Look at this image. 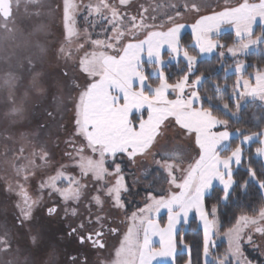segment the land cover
Here are the masks:
<instances>
[{"label": "snow or ice", "instance_id": "obj_1", "mask_svg": "<svg viewBox=\"0 0 264 264\" xmlns=\"http://www.w3.org/2000/svg\"><path fill=\"white\" fill-rule=\"evenodd\" d=\"M21 4L24 5L25 15L23 20L17 21L16 12ZM131 4L132 0H89L87 4L63 0V39H53L44 44L39 40L33 42L32 37L50 34V25L31 23L33 16L43 14L44 0H0V40L14 44L19 42L24 47L36 49L34 58L27 57L31 76L24 95L27 98L30 92H34L45 115L39 125V133L33 137L39 142V148L33 144L31 152L25 155L24 144L19 149L5 146L2 154L4 159L0 164L5 169H11L16 177L15 182L4 177L5 192L15 193L18 197L15 206L19 215L11 227L7 222L0 223V264H56L54 248L43 262L37 258L45 244L42 231L34 226V221L37 219L36 212L44 207L42 193L45 191L49 197L53 194L59 196L64 206V218L69 215L80 217L83 206L88 213L87 225L96 226L86 231L83 220L76 227L69 225L67 238L78 240L80 245L89 244L98 251L104 250L107 235H121L113 212L123 210L126 214L127 205L139 194L135 188L137 180H133L132 187L126 183L122 166L125 158L127 164L135 166L138 157L149 153L153 156L157 175L149 179L152 169L142 172L143 179L147 181L144 206L127 216V231L123 232L113 258L101 260L100 264H152L157 256L170 257L175 264L178 235L179 244L183 245L181 251H188L184 264H193L192 245L185 243L177 227L181 223H189L192 210L203 225L204 264H231L232 259H235V264H253L243 255L242 243L259 248L254 241V233L264 237V204L258 210L253 209L252 215L237 216L235 224L224 233L228 238V248L211 261L208 258L214 247L212 237L220 226L218 204H227L237 183L233 179L232 165L234 163L238 168L243 164L242 146L250 144L254 138L264 137V129L244 135V130L237 128L236 135L242 136V140L228 155H222L229 150L233 133L228 130L229 120L214 115L213 108L222 105L225 114L237 123L245 119L241 113L249 98L258 99L264 105V73H257L253 85L240 75L247 66L238 61L235 65L237 81L225 100L221 93L227 90V84L211 80V74H196L198 57L182 47L181 30L185 25L178 21L186 13L195 14L191 30L200 53L227 47L234 57L239 53L247 55L250 46L264 44V31L256 34L253 29L257 18L264 25V0H242L236 6L213 9L209 14H201L202 8L209 6L205 0H162L151 9L140 4L136 13L127 10ZM30 6L36 11L30 12ZM85 10L88 13L84 17L86 22L92 20L93 28L97 23L102 25L97 35H102L103 39H93L88 28L83 31L78 28L77 16ZM94 17H98L99 21ZM222 23L234 26L237 43L226 46L209 38V33L218 31ZM141 35L143 39L139 38ZM164 45L171 59L178 58L182 53L187 62L186 69H179L183 75L174 83L168 82L164 70L166 61L161 56ZM145 51L147 64L151 65L149 74L159 81L155 86L146 83L149 78L146 72L149 70L142 59ZM52 59H55L58 69L54 76L35 70L36 64L42 67ZM20 79L12 70L6 71L2 77L3 86L9 89V100L13 104L10 114L18 116L24 112L23 106H16L14 100V91ZM205 82L208 88L201 94L200 89ZM169 90L175 93V99L168 98ZM204 102L208 107L203 106ZM230 102L235 110L230 107ZM144 110L147 111L146 118ZM136 114H139L138 119H134ZM252 118L264 122V117ZM216 126H223L224 130L214 131ZM41 134L47 139L40 140ZM21 135L24 137V134ZM192 135L198 158L184 167L186 149L179 141L185 137L190 139ZM5 139L11 140L12 137ZM259 143L262 147L256 149L257 156H264V139H260ZM61 144L64 145L63 157L70 163L59 164L54 174L40 180L37 191L41 195L33 196L27 182L35 175L36 169L52 166L51 148H59ZM9 152H12L11 158ZM37 159L40 164L36 163ZM261 167L264 168V164ZM69 168L79 171L73 174L68 171ZM246 171L251 180L258 181L259 189L264 190V179H258L257 171L251 166V158ZM159 179L166 180L167 191L152 189ZM214 180L219 181L223 195L209 212L205 198L212 195ZM247 184L248 181H245L241 185L245 193ZM93 205L95 212L92 211ZM161 208L168 211L164 227H160L154 218ZM59 212L60 208L55 203L45 209L47 217L59 215ZM110 224L117 226L111 227ZM25 234L33 251L21 259L19 242ZM152 236H159V248L152 246ZM68 264H89V260L87 255L83 259L71 256Z\"/></svg>", "mask_w": 264, "mask_h": 264}, {"label": "rangeland", "instance_id": "obj_2", "mask_svg": "<svg viewBox=\"0 0 264 264\" xmlns=\"http://www.w3.org/2000/svg\"><path fill=\"white\" fill-rule=\"evenodd\" d=\"M219 3H228L231 0H205V2L212 3L211 7H215V2ZM77 3L87 4L89 0H76ZM118 2V0H117ZM162 0H132L131 7L127 9L132 13H136L139 10V5L144 4L145 7H149L150 9L154 7L156 4L161 3ZM200 2V0H197ZM45 7L41 9L42 15L40 17H32L31 23H45L50 25L51 33L47 36L44 34H38L32 37L33 42L39 40L41 43L47 44L53 39L62 40L63 39V26H62V10H63V0H44ZM204 9V8H202ZM30 12L36 11L34 7H29L28 9ZM124 9H122L123 11ZM202 13V10H201ZM157 14V13H152ZM25 15L24 5L21 4V7L18 12H16V19L17 21L23 20ZM87 11H82L81 14L77 16V26L78 28L83 31V29L88 28L89 32L92 34V38H101L104 37L102 35L98 36L97 33H100L102 25L97 23L95 28L92 27V20L85 21L84 17L87 16ZM161 18H163L161 16ZM195 14L193 13H186L184 18L179 20L178 22L184 24L185 27L181 30V43L185 40L187 41L188 37L190 39V44H192L197 53L200 57L209 56L212 52L215 51L216 48L212 50V52H205L200 53L199 48L195 44V40L192 35L191 25L195 22ZM94 20L97 22L99 21L98 17H94ZM159 22V21H157ZM11 26V25H10ZM213 37L212 40L217 41ZM143 39L141 35L139 37ZM185 39V40H184ZM80 42H83L82 40ZM182 44V47H184ZM59 46L58 43L56 45ZM36 55V49L34 47H24L21 43L17 42L14 44L11 41L4 42L0 40V161H3V152L5 146L13 149H19L21 144L26 146L25 155H28L32 150V145L35 144L37 148H39V142L34 140L33 137L35 134L39 133V125L44 121L45 115L40 107L41 101L38 100L36 94L34 92H30L27 98H25V91L27 89L29 80H30V72L28 71L27 65V57L32 56L33 58ZM161 56L166 61L164 67H168L171 63L177 62V60H182L184 63H187L183 58V54L176 58L171 59L169 57V52L167 46L164 45L161 48ZM142 59L145 62V68L149 71L146 72V75H149V78L146 83L152 84L155 86L159 83L158 79L151 76L150 69L151 65L147 64V52L145 51L142 54ZM18 65H22V67H18ZM12 70L18 76L21 77L20 81L18 82V86L14 91V100L16 106H23L24 112L22 116L12 115L10 114V110L13 107L11 100H9V89L3 86L2 77L6 71ZM36 71H45L51 75H55L58 71L56 66L55 59H52L51 62H45L41 67L40 64H36L35 67ZM165 70V69H164ZM194 79V78H193ZM137 87L139 85L137 84ZM169 99H175V93L169 90L168 92ZM49 100L51 97L48 98ZM144 118L147 117V111H143ZM139 114L134 116V119H138ZM224 128L221 126H216L214 131H223ZM228 130L233 133V136L236 134L235 130L228 128ZM261 130L257 131L260 132ZM21 134H24L22 137ZM249 135V134H248ZM11 136V140H6L5 137ZM232 136V137H233ZM262 137L254 138V140L261 139ZM47 139L42 134L40 135V140ZM195 137L194 135L191 138L185 137L183 140L179 141L185 146V160L183 162L184 167H187L189 163L194 162L195 159L198 158V149L194 143ZM242 138L240 139V141ZM163 143V141L161 142ZM171 146V141L169 142V147ZM64 149V145L61 144L59 148L52 147L51 152L52 155V166L49 168H38L36 169L35 175L27 182V187L29 188L30 193L33 196L41 195L37 191L39 181L46 178L49 175L54 174L55 169L59 167L61 163H70L66 158L63 157L62 150ZM9 158L12 156V152L8 153ZM159 157H157L158 159ZM24 161H20L23 163ZM119 162V161H117ZM37 164L41 162L39 159L36 161ZM124 167V172L126 176V183L132 187L133 180H137L138 183L135 185V188L138 189V195L131 199V203L127 205L126 214L123 210L113 212V217L116 219L117 223L120 226L121 235L120 236H112L107 235L105 237L107 247L104 250H96L92 249L91 245H80L78 240L67 238L66 234L69 231V225L72 227H76L81 221H85L86 231L90 230L91 228L96 227L95 225L88 226L87 225V216L88 213L83 209L81 206V212L83 213L80 217H72L69 215L67 218H64V211H63V204L60 201L58 195L53 194L49 197L48 192L45 191L42 193L44 197V207L39 209L36 212V221H34V226L36 228L41 229L42 237L45 244L40 252L37 254V258L43 262L47 259V253L51 251L53 248L56 252V264H68V258L71 256H79L80 259H83L85 255L89 260V264H100L101 260L104 259H112L114 256V250L116 247L119 246V240L122 237L123 232L127 231L128 221L127 216H130L133 211H136L138 208L144 206V197L147 195L145 188L147 186V181L143 179L142 172L146 169H152L151 175L149 179H152L157 175V171L155 169L153 156L149 153L148 155L141 156L137 158V164L135 166L127 164V160L125 158V163L122 165ZM68 171L72 172L73 174L78 173V169L69 168ZM4 177H8L13 182H15V175L11 169H5L2 164H0V223H5L11 227L16 223V217L19 215V210L16 208L15 204L18 199L15 193H6L5 186L6 181ZM61 186H66V184H62ZM217 186V185H214ZM160 188L165 189L167 191L168 184L166 180L159 179L153 185V190H159ZM174 191L176 189H173ZM153 194H156L153 191ZM55 203L59 208L60 212L59 215H55L52 217H47L45 213V209L47 207H51ZM71 206V205H70ZM92 211L95 212L96 208L93 205ZM165 213V218L168 213L166 208H161L158 213H155L154 218L159 223V217L161 214ZM192 213L191 215H194ZM190 215V216H191ZM196 219V218H195ZM123 222V223H121ZM165 222V219H164ZM160 224V223H159ZM161 226L164 225L160 224ZM111 227H116V224H110ZM183 226V225H182ZM180 229V228H179ZM179 231V230H178ZM225 233V232H224ZM217 233V237L222 239L226 242V247L228 248V238L227 236ZM85 234V233H81ZM254 241L259 248H254L252 244L242 243V251L243 255L246 256L249 260L253 261V264H264V237H261L260 234L254 233ZM19 246L22 249L21 252V259L24 256H27L32 249V245L30 240L28 239L27 235L25 234L24 238L19 242ZM154 248L155 246L152 245ZM13 247H16V244H13ZM157 248V247H156ZM180 249H183V245L180 246ZM186 254H188L187 250ZM204 261V259H203ZM235 262V259H232Z\"/></svg>", "mask_w": 264, "mask_h": 264}, {"label": "trees", "instance_id": "obj_3", "mask_svg": "<svg viewBox=\"0 0 264 264\" xmlns=\"http://www.w3.org/2000/svg\"><path fill=\"white\" fill-rule=\"evenodd\" d=\"M262 31L264 30L259 26L254 29L256 34H259ZM215 39L219 41L220 44L226 46L237 43L236 40H234V36L231 32L222 33ZM184 42V47L189 51V53L198 57V62L196 65L197 75H200L201 72H203L205 75L211 74V80L216 81L221 85L227 84V90L221 93L225 100H227L228 96L231 94L232 88L235 85L237 78V76L229 70L234 67L238 61H242L247 65L245 71L242 73V77L246 78L247 80H252V77L255 73L264 71V44L252 47L247 55L242 53L235 57L225 54L221 56L222 49L220 47H216L215 51L209 56L200 57L198 56L195 47L190 44L189 37L187 41L185 40ZM184 42L182 41L181 45L184 44ZM181 68L186 69V63H184L182 60H179V63H171L168 67H164L169 83L176 82V80L179 79L181 75H183V72L179 70ZM207 88L208 83L205 82L203 88L200 89L201 94H203ZM209 94L212 93L210 92ZM203 106L208 107V104L204 102ZM230 107L235 110L231 102ZM213 114L221 119H228L229 128L232 130H236L237 128L243 129L244 135L264 129V122H261L259 119L252 118L264 117V105L262 108L254 100H249V102L246 104L241 113L245 119L241 120L239 123L225 114V110L222 108V105L214 107ZM241 138L242 136H233L230 141L229 150L223 152L222 155H228L231 149L235 148V146L240 143ZM242 147L245 159L243 164L238 168L236 165L232 166L234 171L233 179L237 181V183L232 189L231 196L229 197L227 204H218L219 197L223 195L222 189L218 186L214 187L210 197L205 198L206 208L209 212L211 211V206L213 204H218L219 208L218 219L220 226L218 228V232H216V234H214L212 237L214 247H212L210 250V261L213 257H218L223 254L227 249L226 242L222 239H219L217 237V233L222 234L226 232L227 229L232 227V225L236 222L237 216L241 214L252 215L254 214L253 209L258 210L261 204H264V199H262V197H264V190L259 189L258 181L251 180L248 172L246 171V168L249 164V158H251V166L257 171L258 179H264V168L261 167L263 163L260 156H257L256 153V149L260 147L259 139L254 140L250 144L243 145ZM245 181H248L246 193L245 190L241 188V185L244 184ZM209 218L211 219V216H209ZM164 219L165 213L160 215L159 223L163 224ZM178 232L184 236L186 244L192 245L191 256L193 264H204L203 236L201 229L197 225L195 216L191 215L189 223L181 226ZM177 245L178 252L175 259V264H184V261L188 258V254L184 253L180 249L181 245L179 244V235L177 236ZM231 264H235V262L231 261Z\"/></svg>", "mask_w": 264, "mask_h": 264}, {"label": "crops", "instance_id": "obj_4", "mask_svg": "<svg viewBox=\"0 0 264 264\" xmlns=\"http://www.w3.org/2000/svg\"><path fill=\"white\" fill-rule=\"evenodd\" d=\"M240 2H242V0H231L230 2H228V3H219L218 1L217 2H215V4H216V6L215 7H211L212 6V3H210V2H206L209 6L208 7H206V8H204V9H202V13L201 14H209L213 9H215V10H220V9H222L223 7H225V6H236L238 3H240ZM250 2H254V0H250ZM257 26H259L260 28H262L263 30H264V25H262L261 23H260V21H259V18H257V20L254 22V24H253V29H255ZM225 32H231L232 34H233V36H234V40H236V42H238V38L236 37V33H235V28H234V26L232 25V24H230V23H222L221 25H220V28H219V30L218 31H213V32H210L209 33V38L210 39H213V37H215V36H218V35H220V34H222V33H225ZM229 46H231V45H229ZM253 46H250V48H252ZM221 52H223L225 55H231V56H233L231 53H229L228 51H227V47L226 48H223L222 50H221ZM239 54H242V53H239ZM239 54H237V55H239ZM236 55V56H237ZM245 64V63H244ZM246 65V64H245ZM247 66V65H246ZM246 69V68H245ZM245 69H244V71H245ZM230 72H232V73H234L236 76L238 75L236 72H235V66L234 67H232L230 70H229ZM243 71V72H244ZM242 72V73H243ZM242 73L240 74L241 76H242ZM257 73H264V71H260V72H257ZM257 73H255L254 75H253V77H252V80H249L253 85L255 84V82H256V75H257ZM243 79H246V78H244L243 77ZM236 81H237V78H236ZM241 90H243V83H242V81H241ZM249 100H251V98H249ZM253 101V100H252ZM254 101H256V103L260 106V107H262L263 108V105H262V102L261 101H259L258 99H256V100H254ZM222 128H223V126H222ZM236 135V134H235ZM234 135V136H235ZM261 139H264V137H262ZM260 147H262V145L260 144ZM260 158H261V160H262V163L264 164V156H260ZM235 164L233 163V165L232 166H234ZM213 184L214 185H217L218 187H220L221 189H222V186L221 185H219V181H213ZM223 191V190H222ZM192 213H195L194 214V216H195V218H196V222H197V225H198V227L201 229V232H202V236H203V225H202V223L199 221V219H198V217H197V215H196V212H195V210H192V211H190V213H189V217H190V215L192 214ZM167 214V216H166V218H165V222H164V225L163 226H161L159 223V225H160V227H164L166 224H167V221H168V213H166ZM182 225H185V224H183V223H181L180 225H178L177 227H178V230H179V228L182 226ZM152 245H154L155 246V248L157 247V248H159L160 247V243H159V236H152ZM183 252L184 253H186V251H184L183 250ZM203 259H204V257H203ZM209 259V258H208ZM152 264H173V262H172V258H170V257H161V256H157V257H155L153 260H152Z\"/></svg>", "mask_w": 264, "mask_h": 264}]
</instances>
